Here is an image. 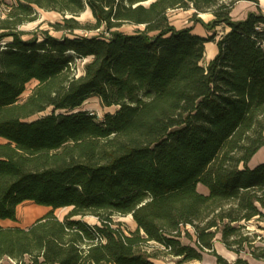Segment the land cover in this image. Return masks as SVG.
<instances>
[{
  "label": "trees",
  "instance_id": "obj_1",
  "mask_svg": "<svg viewBox=\"0 0 264 264\" xmlns=\"http://www.w3.org/2000/svg\"><path fill=\"white\" fill-rule=\"evenodd\" d=\"M238 1L16 0L0 16V220L16 221L23 202L49 208L26 227L0 224V259L157 264L151 242L180 263L204 252L216 264H249L242 252L264 258L248 227L264 222V162L248 166L264 145V12L233 19ZM86 7L95 23L83 30L97 32L75 34ZM36 8L72 15L56 24L61 37H22ZM190 8L209 36L171 24L169 10ZM207 42L217 51L202 65ZM77 60H86L78 74ZM91 97L118 109L102 120L74 111ZM61 207L70 210L60 219ZM216 235L234 261L215 251Z\"/></svg>",
  "mask_w": 264,
  "mask_h": 264
},
{
  "label": "rangeland",
  "instance_id": "obj_2",
  "mask_svg": "<svg viewBox=\"0 0 264 264\" xmlns=\"http://www.w3.org/2000/svg\"><path fill=\"white\" fill-rule=\"evenodd\" d=\"M15 3H16V0H0V12H1L0 16H3V13H5L7 9L10 6H13ZM147 3L148 2H146L145 4ZM35 10H36L35 19L31 21H25L23 24L19 26V30H21L24 33L22 37L24 39L37 37L38 40H41L43 33H48L57 38L61 37L64 30H57L56 24H62L63 18L65 17L69 18L72 15H70L69 13H59L56 11L44 10L41 8H36ZM244 11L245 9H239L235 11L233 18H236V19L240 18L242 13H244ZM193 12L194 10L192 8L187 9V10H182V9L169 10L168 11L169 21L177 29L184 28V27H191L192 32L195 31V32H199L203 36H209L212 33V31L206 30L201 25V23H199L197 20H193V17H192ZM74 17L81 26L80 29H76L74 31L75 34L92 35L97 32V31L86 32L83 30L85 28L91 27V25L95 23L94 17L92 16V13L88 7H86L82 12H80ZM197 18L201 19L203 22L206 23V22H209L213 18V16L211 14H208V16L202 17L201 14H197ZM136 28H143V27L136 26L133 24H125V25L120 26L119 30L126 32V33H131ZM215 30H216V37H217L222 32H224V27L218 26L215 28ZM207 43H209L207 45H210V43H213V42H207ZM207 45L205 44L204 57L201 62L202 65H206L207 62L211 58H213V57H210V55L207 56L208 54V50L206 48ZM85 62L86 60L76 61V74L82 73L83 64ZM35 85H36L35 80H31L30 82H28L25 86L24 92L21 95V98H25L30 93V91L33 89ZM117 109H118L117 106H110V107L102 106L99 103L98 98L91 97V98H88L86 101H84L82 105L79 108L75 109L74 111L87 110L96 116V120H102L105 114H113ZM51 111H52V108L49 107L44 112H41L31 117V119H35L39 116L48 114ZM57 112H65V111L61 110V111H56V113ZM201 186L200 185L198 186V190L203 191L204 189ZM48 210L49 208L36 205L32 202H23L17 207L16 221L14 223L4 222L3 224L5 226L6 224H12V225L20 226V227H26L29 224H31L35 219L45 214ZM69 210H70L69 207L57 208L54 210V214L58 218L61 219ZM82 219L90 224L97 223V219L93 216H84L82 217ZM113 220L114 222H120L121 228L124 229V231L135 229V223L133 222L130 216L115 215L113 216ZM248 227L250 230H253L257 234L261 235L263 239L256 240L255 246L261 247L264 249V222H258V221L252 220L251 222H249ZM186 230H188V232L190 233L192 232L189 226L186 227ZM179 239L182 244L193 245L194 237L190 239L187 236H185L184 233H182V236ZM219 243L220 242L218 238H216L214 240V244L217 245V248L219 247ZM145 249H146L147 254L151 256V259L157 264H215V258L213 257V255L205 253V252L202 254L201 260H191V261H185V262L180 263L179 257L168 254L165 250H163L161 246H159L158 244L154 242L149 243L148 246L145 247ZM221 253L224 254L226 258H228L227 259L228 262H232L236 258V254L227 255L226 253L222 251ZM241 256L249 257V258L251 257L248 252H242ZM259 262L261 264H264V258L259 260ZM0 264H16V262L8 257H3L2 259H0Z\"/></svg>",
  "mask_w": 264,
  "mask_h": 264
},
{
  "label": "crops",
  "instance_id": "obj_3",
  "mask_svg": "<svg viewBox=\"0 0 264 264\" xmlns=\"http://www.w3.org/2000/svg\"><path fill=\"white\" fill-rule=\"evenodd\" d=\"M258 1V4L256 5L254 2H252V1H245V0H242V1H238L236 4H235V6H234V8L232 9V11H231V16H232V18H233V16H234V13H235V11H237V10H239V9H245V11H244V13H242V15H241V17L240 18H238V19H243L245 16H246V14H247V12H249V11H255L256 9H257V6L264 12V0H257ZM233 19H236V18H233ZM194 31V30H193ZM193 33H196V34H198V35H201V36H203L202 34H200L199 32H193ZM206 45L207 44H209V43H205ZM210 47H212V48H210V52H211V55H210V57H213V55L216 53V51H217V49H216V46L213 44V43H210ZM212 49V50H211ZM2 141V138H0V142ZM262 162H264V145L263 146H261L257 151H256V153H254V155L251 157V159L249 160V162H248V166L249 167H253V166H255V165H257V164H259V163H262ZM200 185V184H199ZM198 185V186H199ZM201 186V185H200ZM204 190L203 191H200V192H202V193H204V194H206L207 193V189H206V187H204V186H201ZM4 222H6V223H14L15 221H11V220H0V224L2 225V226H5L3 223ZM251 222V221H250ZM258 222H260V221H258ZM6 226H17V225H12V224H6ZM260 235V234H259ZM261 236V235H260ZM216 238H218V240H219V242H220V236L219 235H216V237H215V239ZM214 249H215V251L221 256V257H223L226 261H227V259L228 258H226L225 256H224V254H222L221 253V251L222 252H224V253H226L227 255H231V254H236V253H234V252H232V251H229V250H227L224 246H223V244L220 242L219 243V247L217 248V245H215L214 244ZM251 256V255H250ZM214 257V256H213ZM236 257H237V254H236ZM215 258V257H214ZM243 258H245L247 261H248V263L249 264H261L260 262H259V260H261V259H255V258H253L252 256L249 258V257H243ZM235 260V259H234ZM215 264H216V259H215Z\"/></svg>",
  "mask_w": 264,
  "mask_h": 264
},
{
  "label": "bare ground",
  "instance_id": "obj_4",
  "mask_svg": "<svg viewBox=\"0 0 264 264\" xmlns=\"http://www.w3.org/2000/svg\"><path fill=\"white\" fill-rule=\"evenodd\" d=\"M201 14V16L202 17H206V16H208V14H210V13H200ZM207 50H208V54H207V56H209V55H211V52H210V48H212V47H210V45H207ZM212 50V49H211ZM37 210V209H36ZM34 211V210H33Z\"/></svg>",
  "mask_w": 264,
  "mask_h": 264
},
{
  "label": "built area",
  "instance_id": "obj_5",
  "mask_svg": "<svg viewBox=\"0 0 264 264\" xmlns=\"http://www.w3.org/2000/svg\"><path fill=\"white\" fill-rule=\"evenodd\" d=\"M91 114H93V113H91Z\"/></svg>",
  "mask_w": 264,
  "mask_h": 264
},
{
  "label": "water",
  "instance_id": "obj_6",
  "mask_svg": "<svg viewBox=\"0 0 264 264\" xmlns=\"http://www.w3.org/2000/svg\"><path fill=\"white\" fill-rule=\"evenodd\" d=\"M151 1V0H150Z\"/></svg>",
  "mask_w": 264,
  "mask_h": 264
}]
</instances>
